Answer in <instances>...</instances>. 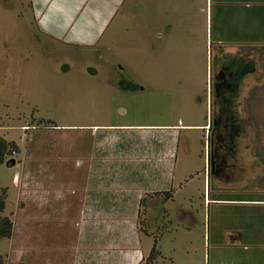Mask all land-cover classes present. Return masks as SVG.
<instances>
[{"label": "rangeland", "instance_id": "374dc122", "mask_svg": "<svg viewBox=\"0 0 264 264\" xmlns=\"http://www.w3.org/2000/svg\"><path fill=\"white\" fill-rule=\"evenodd\" d=\"M108 3L112 13L99 16L93 11L96 0H53L49 17L60 11L57 16L67 20L70 32L52 35L31 0H0V136L19 146L7 156L15 164H0V192L6 189L0 219L7 216L14 224L12 236L0 237L1 264H118L107 253L121 256L127 248L122 238L131 245L147 229V251L160 238L163 257L156 264H215L210 240L215 216L208 210L205 216L202 181L189 186L193 194L186 190L169 202L148 198L144 214L134 191L123 189L117 179L107 184L99 173L97 199L99 208L111 207L113 246L101 230L107 220L103 210L98 234L80 225L74 191L93 184L90 156L98 143L104 146L90 125L155 124L181 115L186 122L205 123L207 72L215 74L229 54L256 61L240 92L239 109L246 116L241 145L264 158V47H221L212 43L211 29L208 46L201 9L206 0ZM116 131L121 136V129ZM191 134L194 156L187 173H203L206 129ZM64 204L71 207L66 213L54 210ZM225 243L226 264L250 247L246 243L231 251Z\"/></svg>", "mask_w": 264, "mask_h": 264}, {"label": "crops", "instance_id": "0c3cea01", "mask_svg": "<svg viewBox=\"0 0 264 264\" xmlns=\"http://www.w3.org/2000/svg\"><path fill=\"white\" fill-rule=\"evenodd\" d=\"M52 1L31 0V4L37 17H40L43 27L47 31H51L50 34H68L69 29L65 31L67 20L60 17L62 15L60 11H58L59 16L56 12L55 18L54 14L53 18L49 17L53 11V8L50 7ZM96 3V8L93 11L99 16L112 13L113 8L108 0H96ZM201 9L205 11L208 46L211 38L212 43L220 44L221 47H225L224 45L232 47L235 51L242 47H252V51H259L264 47V0H206V5ZM47 11L46 20L44 15ZM73 15H69V17L73 18ZM78 16L76 14L73 23L77 21ZM210 29L211 36L208 38ZM236 54L239 57H244L253 66V70L248 74L256 70V61L252 63L251 56L248 58L247 54L242 55L243 53L238 52ZM209 82L210 72H207V83ZM212 115V92L210 91V95L207 96V121L205 123L186 122L184 116L181 115L178 120L155 124L90 125V128H94L93 131L101 136L104 146L101 147V143H98L97 150L90 156V165L93 166L90 175L95 182L93 181L91 185L83 183L74 191L79 223L83 225L84 230H87V226H89L91 234H98V214L103 210L107 214V220L104 225H101V230L111 237L110 246H113L114 225L112 222L108 223L109 218L107 217L111 213V207L99 208L97 199V181L101 174L105 175L107 184L117 179L121 181L119 186H122L123 189L134 191L139 198L138 212L141 208L144 214L145 202L148 198L154 200L163 197L166 202H169L186 190L188 194H193L195 190L193 188L188 190L189 186L195 187L202 181L205 216H207V210L210 215L214 213L215 216L214 227L216 229L212 231V234L210 233V240L212 238L215 244V264H226L221 256L225 242L230 244L231 251L246 243L250 245L249 248L246 246L245 251L239 253L234 262L229 264H264L263 154L257 153L255 156L251 153V148L245 149L246 162L242 164L236 162L233 166H215V169L212 170L210 164L209 169L206 168L208 148L205 143L204 172L201 173L200 170H197L187 173L188 165L192 164L194 156V154L192 155L191 131L205 130V126L212 120ZM119 129L122 132L121 136L117 135L118 138L116 130ZM183 131L189 133L184 134ZM114 135L118 138L117 140L113 138ZM99 148L101 149L100 153ZM105 148L107 150H104ZM184 162L186 164V168H183L185 171L181 167ZM80 163L84 162L80 160ZM194 164L196 166V160H193V166ZM118 165L122 166L120 170L117 169ZM117 172H120L121 176L116 174ZM214 181L215 188L212 189ZM129 195H133L132 192L128 193L127 197ZM62 207L63 209L57 207L58 209L54 210L66 213L71 208L65 204ZM144 224H146L145 220ZM140 234L139 232L136 242L134 241L131 245L126 238H122L124 243L127 242L126 250L121 253V256L115 254L113 250L109 251L107 255L110 260L114 261L116 258L118 261L120 260L118 264H147V262L156 264L163 257V252L160 246L158 247L160 238H155L150 251H147L145 236L150 233L147 229L143 235ZM151 254L152 259L149 261Z\"/></svg>", "mask_w": 264, "mask_h": 264}, {"label": "trees", "instance_id": "16d2710c", "mask_svg": "<svg viewBox=\"0 0 264 264\" xmlns=\"http://www.w3.org/2000/svg\"><path fill=\"white\" fill-rule=\"evenodd\" d=\"M238 61L241 63V77L239 79L240 81V91L243 87V81L246 77V75L253 70V66L244 58L237 56ZM222 60V61H221ZM221 61V62H220ZM219 67L220 65L224 64L226 62V59H220ZM242 64L244 65L242 70ZM217 67V69H219ZM218 72V70H216ZM239 72V74H240ZM212 120L210 121V131H209V137H208V156H209V164L212 166V162L214 161L215 166H230L235 165L237 162L239 164H242L243 162H246L243 146L241 145V138L244 136L245 128H246V121L244 118H246L244 112L241 111V109H227L226 113H222V109H219V101L220 97L218 94V91L216 90V83L213 78L212 82ZM215 95V99H214ZM234 98V97H233ZM232 100L236 101V103L239 101L242 104V100L240 97L236 96ZM235 103V104H236ZM236 118V119H235ZM249 119V118H248ZM232 125V128L235 129V132L233 133V137L236 140L234 145H231L228 149L224 148L223 145V132L224 127H230ZM231 148V149H230ZM19 150V146L15 141H7L4 137L0 136V164L4 162L11 161L7 159V156L12 154V152H17ZM230 150V151H228ZM227 151L229 152L227 154ZM239 158L241 159L239 161ZM6 189L3 188V190L0 192V212H2L6 207V200L5 195ZM13 228L14 224L12 220L5 216L0 219V237H10L13 234ZM152 259V254L149 258V261ZM149 263V262H147ZM1 264V262H0Z\"/></svg>", "mask_w": 264, "mask_h": 264}, {"label": "flooded vegetation", "instance_id": "af4514ba", "mask_svg": "<svg viewBox=\"0 0 264 264\" xmlns=\"http://www.w3.org/2000/svg\"><path fill=\"white\" fill-rule=\"evenodd\" d=\"M229 57V58H228ZM228 58V59H227ZM226 58V62L217 66L219 69L218 72L215 71V74L210 76V91H212V82L213 78L216 83V90L218 91L220 101H219V109H222V113H226L227 109H239L241 102L233 101L232 98H236V96L240 97V77H241V63L237 59V55H229ZM240 72V74H239ZM239 87V88H238ZM233 98V99H234ZM243 101V100H242ZM236 103V104H235ZM236 119V118H235ZM235 129L230 127H224L223 132V147L229 148L231 145H234L236 140L233 137V133ZM231 149V148H230ZM230 151V150H228ZM227 151V154L229 153ZM209 158V156H208Z\"/></svg>", "mask_w": 264, "mask_h": 264}, {"label": "built area", "instance_id": "2783aa9c", "mask_svg": "<svg viewBox=\"0 0 264 264\" xmlns=\"http://www.w3.org/2000/svg\"><path fill=\"white\" fill-rule=\"evenodd\" d=\"M205 129H206V134L207 136L209 137V131H210V122L205 126ZM206 147L208 148V142L206 143ZM206 168L209 169V158H208V150L206 152Z\"/></svg>", "mask_w": 264, "mask_h": 264}, {"label": "water", "instance_id": "95a60500", "mask_svg": "<svg viewBox=\"0 0 264 264\" xmlns=\"http://www.w3.org/2000/svg\"><path fill=\"white\" fill-rule=\"evenodd\" d=\"M11 162H12V164H15V163H16L15 158H12V159H11ZM7 164H9V162H7ZM213 169H215V163H214V161L212 162V170H213Z\"/></svg>", "mask_w": 264, "mask_h": 264}]
</instances>
